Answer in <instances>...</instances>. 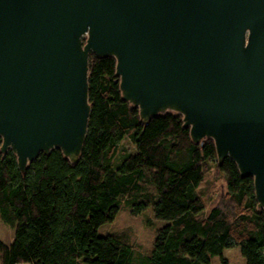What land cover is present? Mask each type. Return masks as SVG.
Returning a JSON list of instances; mask_svg holds the SVG:
<instances>
[{"label":"water","instance_id":"95a60500","mask_svg":"<svg viewBox=\"0 0 264 264\" xmlns=\"http://www.w3.org/2000/svg\"><path fill=\"white\" fill-rule=\"evenodd\" d=\"M91 56L116 60L143 124L183 117L254 181L264 211V0H0V153L22 174L88 134Z\"/></svg>","mask_w":264,"mask_h":264},{"label":"trees","instance_id":"16d2710c","mask_svg":"<svg viewBox=\"0 0 264 264\" xmlns=\"http://www.w3.org/2000/svg\"><path fill=\"white\" fill-rule=\"evenodd\" d=\"M89 68L91 116L78 164L57 149L22 174L12 151L0 153V218L15 229L12 243L0 240V264H132L124 234L99 235L124 209L135 217L151 209L166 222L146 264H211L235 247L245 264H264L253 179L230 159L219 166L212 140L194 144L181 115L143 124L122 98L114 58L91 56ZM213 167L226 185L211 203L202 187Z\"/></svg>","mask_w":264,"mask_h":264},{"label":"rangeland","instance_id":"374dc122","mask_svg":"<svg viewBox=\"0 0 264 264\" xmlns=\"http://www.w3.org/2000/svg\"><path fill=\"white\" fill-rule=\"evenodd\" d=\"M124 145L129 151L134 150L130 142ZM225 185L223 174L213 167L207 177V182L202 188L205 191L210 189L212 203L213 200L225 194ZM165 225L166 222L157 221L154 218L151 209H147L137 217L132 216L129 211L124 209L117 214L114 222L106 224L99 229V235L124 234L135 249L132 264H146L144 257L151 251L158 229ZM14 235L15 229L13 225L0 218V240L10 244L14 239ZM223 258V261L219 257L213 258L211 264H245L238 247L226 250Z\"/></svg>","mask_w":264,"mask_h":264}]
</instances>
